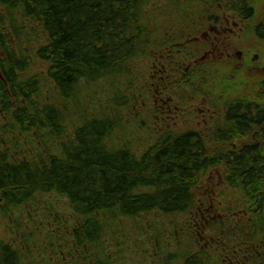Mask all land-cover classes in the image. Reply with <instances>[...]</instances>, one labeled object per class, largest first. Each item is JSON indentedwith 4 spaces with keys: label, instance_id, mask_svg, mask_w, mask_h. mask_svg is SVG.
Listing matches in <instances>:
<instances>
[{
    "label": "trees",
    "instance_id": "obj_1",
    "mask_svg": "<svg viewBox=\"0 0 264 264\" xmlns=\"http://www.w3.org/2000/svg\"><path fill=\"white\" fill-rule=\"evenodd\" d=\"M222 1L0 0V28L6 25L12 29L10 41L7 35L0 33V98L6 99L4 112L12 114L11 125L3 136H11L12 131H16L13 135L18 137L19 143L21 135L26 138L27 146L31 145L30 151L37 150L35 160L28 155L25 159L14 158L0 151V196L7 199L8 208L28 205L39 194L55 195L67 201L72 209L71 213L67 212L68 216L62 209L60 214L49 213L54 217L50 220L51 227L47 226L51 239L45 238V244L54 243L56 237L61 239L62 236L63 240L80 247L84 254L85 248L101 246L111 233L121 228L131 229L120 224L122 219L135 222L139 228V223H144L138 217L144 213L162 217L185 215L197 206L192 187L197 184L198 175L223 163L227 186L240 191L248 203L253 202L249 208L248 203L243 207L251 211V225L244 235L254 232L255 236L258 232V241L251 248L249 241L242 242L248 244L246 253L250 255L247 260L245 256L241 264L249 260L253 261L250 264H264L263 97L253 98L240 92L234 97L238 82L231 84L236 86L227 93L228 99L221 110L223 131L216 135V140L228 147L230 143H244L241 152L230 151L225 157H215L213 153L217 155L221 149L208 152L196 131L177 135L171 143L166 142L164 148L153 151L152 157L148 153L155 143L139 157L132 144L113 148L118 141L115 136H120L113 111L129 107L139 97L142 99L143 91L148 89L143 77L144 58L158 55L157 61L170 73L181 71L183 66L177 64L182 57L190 55L191 43L189 39L184 42L190 34L186 25L180 23L193 20L200 26L202 21H198L196 9L207 21L210 7L204 11L201 6L207 3L214 6ZM232 4L237 11L244 9L248 15L253 7L249 0H234ZM166 12L170 16L167 17ZM36 26L44 42L34 47ZM255 30L259 38L263 36L264 23L258 24ZM8 43L19 53L15 55ZM186 49L188 55H182ZM163 54L165 60H160ZM243 58L249 66L248 57ZM39 61L44 64L43 76L32 67ZM40 77L54 85L57 91L54 101H37L35 81H42ZM113 79L119 83H111ZM98 81L106 82L111 93L108 115L100 103L86 112L87 105L83 102L87 95L83 91L90 90L88 85ZM198 81L200 79L196 78V85L192 82L194 89ZM118 86L127 90L118 94L120 102L115 100ZM89 99L94 106L95 101ZM30 112L33 113L27 126ZM18 113L21 116L23 113L25 119L19 118ZM73 116L80 123L70 128L66 120ZM63 134L66 139H62ZM110 144L112 146L107 147ZM48 207L57 210L52 206L45 209ZM150 222L146 228L152 230L156 223L154 219ZM141 235V239L145 238L143 232ZM16 240L23 241L24 237ZM144 241L147 239L137 242ZM0 252V264H20L12 243L3 244ZM251 254H256V259ZM203 255L209 258L208 253ZM238 256L234 255L230 264H235ZM92 258L93 264L117 260L115 253L111 251L108 255L106 250L101 261ZM191 259L196 264L208 263L207 259L196 258L194 253L185 257V263L192 264ZM85 264H91L90 260Z\"/></svg>",
    "mask_w": 264,
    "mask_h": 264
},
{
    "label": "rangeland",
    "instance_id": "obj_2",
    "mask_svg": "<svg viewBox=\"0 0 264 264\" xmlns=\"http://www.w3.org/2000/svg\"><path fill=\"white\" fill-rule=\"evenodd\" d=\"M233 1L223 0L214 4V6H211L210 3L201 6L204 11L210 7V14L215 15L217 13L218 20L222 21L225 15L227 32L231 33L230 39L227 40V52L230 58L223 60L219 55H216L213 56L214 58L211 57V61L208 62L203 60L201 54L202 48L194 51V53L189 49L190 55H188L186 49L182 55H188V57L185 59L182 57V60L177 64L179 67L183 66L181 71L170 73L164 67L167 71L163 74L159 72L160 62L157 61L158 55L156 56L157 58L154 56L144 58L143 65L145 66V72L143 77L148 89L143 91L142 99L139 97L134 104L130 103L129 107L126 106L120 111H113L118 122L117 131L120 132L118 133L120 135L119 138L115 136V139H118V141H112L113 143L115 142L113 148L117 147L116 145L132 144L135 153L139 157L155 142L148 153V155L150 154L149 157H152L153 151L159 150L162 146L160 144L165 142V138H169L168 134L166 136L162 134L164 127L169 125L171 128L181 132L187 129L197 130L208 152L221 149L217 155L212 152L215 157L221 152L225 154L231 151L228 145L224 147L220 141L216 140L214 131L212 130L215 128L214 126L218 125L222 127L224 124V113L221 110L225 104V100L228 99L226 98L227 93L234 90L236 86L231 84L238 82L234 97L240 92V95L247 93L253 98H257V96L264 98L262 94L264 93V35L259 38L255 30L258 24L264 23V0H254L252 2L249 0L253 4V7H250V17L242 8V10L237 11V7H234V4H232ZM154 4H157V2H153ZM166 14L167 17L170 16L169 12H166ZM196 14L201 17L198 8L196 9ZM186 21H183L180 25H186L187 33L191 36L197 35L199 33V29H197L198 25L193 20ZM209 26L210 23H206V30ZM39 29L36 26V35L34 36L36 40L32 43L34 47L44 42L42 32ZM0 30H2L0 33H3L4 36L7 35L10 41L12 29L4 25ZM188 38L189 36L184 38V42ZM225 41L226 39L217 33H214L212 38L208 40V42L216 44H222ZM8 46L9 49L14 50L15 55L19 53L16 47H11L10 43H8ZM1 55L2 53L0 52ZM245 55L248 57L249 66L245 63L246 58L242 59ZM39 63H35L32 67H34V70L38 74L43 76V70H45L44 64L41 61ZM242 64L244 65L243 67L241 66ZM174 65L175 63H173ZM160 74L162 76L161 79ZM40 78L42 81L40 79L35 81L38 88L37 97L39 96L37 101H54L57 95L54 85L51 81L43 79V77ZM196 78L200 79V81H198L197 89H194L193 84H195ZM232 79L233 81L229 82ZM111 83H116L117 85L119 81L113 79ZM87 88L94 91L95 94L90 90L83 91V93L87 94H83L86 97L83 99V102L87 105L86 112L94 109L93 107L100 103L101 107H105L104 113L108 115L106 111L110 109L109 105L111 104L112 97L110 98L111 93L107 83L98 81L91 83ZM160 91H165L167 97L171 99L170 105L172 108L174 106L177 107L173 111L174 119L168 122H162L161 118L159 119V108L156 100H159L161 103L157 93ZM115 93V100L120 102L121 99L118 97V94L127 93V90L123 89L122 86H118ZM89 98L95 101L94 106ZM143 101L144 103L142 104ZM32 113L30 112L29 115ZM101 113L102 111L100 110L99 114ZM18 116L19 118L24 117L23 113L22 116L18 113ZM75 119L73 116L66 120L70 128H73L74 123L79 126L80 121L78 120L77 122ZM28 123L26 118V125ZM156 130L162 132H156ZM19 138L21 139V143H19L18 137L14 135L0 137V149L11 154L14 158L25 159V156L28 155V157L35 160L37 156L36 148L35 152L33 150L30 151L29 148L32 147L31 145L27 146L26 138L21 137V135H19ZM63 138L66 139V135L63 134ZM111 146L112 144L107 147ZM27 150L29 151L28 154H26ZM225 173V167L222 163L220 165L217 164L213 168L206 169L198 175L197 184H194L192 187L196 205L203 207L204 210L202 212L204 213H208L209 210L212 213L219 212V215L212 219L216 230L213 224L209 228L206 222L201 223V228L200 225L198 227L203 231L211 230L215 238L236 240L240 236H247L251 247L258 241V232L257 234L255 233V236L254 232L244 235L245 229L251 225L246 222V218L251 214V211L250 209H243L244 205L248 202L240 191L227 186ZM6 201L7 199H3L0 196V207H2L0 209V213H2V217L0 214V246L12 243V247L19 254L20 264H85L86 260L88 261L83 256L76 261L70 258L66 252L67 249L64 246L66 242L62 236L61 239L56 237L53 241L54 243L45 244V238L51 239L50 232H47V226L51 227L52 223H50V220L54 217L49 213L53 211L59 214L62 211H66V214L67 212L71 213L72 209L67 201L61 200L55 195L46 194H39L36 199L30 200L28 205L23 204L21 207L11 205L8 208L5 203ZM252 203H248L247 207L249 208ZM47 206H52L57 210H52L50 207L45 209ZM61 209L62 211H60ZM199 215L201 216V211ZM197 217L195 213H188L187 215L178 213L165 217L158 216V214L149 216L144 213L138 217V220L141 219L142 223H144H139V228H137L135 222L122 219L120 224L126 229L128 227L131 229L125 231L121 228L119 232L117 231L115 234L111 233L102 242L100 241L102 243L101 246L96 247L93 245L90 248H86V252L90 253V256H94L100 260V257L104 254V250H106L108 255L112 251L113 254L115 253L117 260L109 259L108 264H186L185 257L193 252L199 254L196 255V258L207 259L208 263L205 262V264H223L221 262V259L225 256L223 253L215 249H209V251L203 250L206 247L201 246L202 244L197 240V235L190 236L189 229L193 228V224L198 223ZM239 217L241 221L244 217L242 222L239 221ZM152 219H154L156 226L150 230L146 226L151 223ZM236 221H239L238 225L235 224ZM142 232L147 241L143 243L137 242L145 239H141L143 237L141 235ZM21 236L24 237L23 241L16 240L18 238L22 239ZM147 237L156 240L154 242V240L151 241ZM159 237L160 242L158 241ZM15 240L16 242H14ZM63 248L65 249V258H62L64 253H60V250H63ZM206 253L209 254V258L203 255ZM90 256L87 258H90ZM255 256L256 254H251L253 259H256ZM250 262L253 261L249 260L247 264H250ZM90 263L93 264V259L90 260ZM227 263L228 260L226 261Z\"/></svg>",
    "mask_w": 264,
    "mask_h": 264
},
{
    "label": "flooded vegetation",
    "instance_id": "obj_3",
    "mask_svg": "<svg viewBox=\"0 0 264 264\" xmlns=\"http://www.w3.org/2000/svg\"><path fill=\"white\" fill-rule=\"evenodd\" d=\"M222 16V15H221ZM200 20L202 21L201 25L199 28V33L197 35H192V37H190L189 42L191 43L190 46V50L194 53V51L199 50L202 48L201 54L203 57V60H206L208 62L211 61V57L214 58L213 56L219 55L220 58H222L223 60L230 58V55L227 52V40L230 39L231 33L227 32V28H226V17L225 15L223 16V20L221 21L220 19L218 20L217 16H212V17H207V21H206V17H200ZM218 20V21H217ZM206 23H210V26L207 27L206 30ZM214 33L220 34L221 36H223V38L226 39L225 43L222 42V44H216V43H212V42H208V40H210L212 38V36L214 35ZM205 47H207L205 49ZM228 56V57H227ZM246 56V55H245ZM193 57V56H192ZM164 59V56L162 55L160 57L161 60ZM243 58V57H242ZM242 60V59H241ZM167 70L164 68V65L161 66V69H159V72L161 74H163L164 72H166ZM160 74V79L162 78ZM159 86V85H158ZM161 103L159 102V100H156L157 104H158V110H159V119L163 122V121H171V119H174L173 116V111L177 108L176 106H174L173 108L170 105V101L171 99H169L167 97V94L165 91H160L157 92ZM4 100L5 98H0V137L3 136V134H6L5 131L9 128L10 124V120L12 119V114L8 115L7 113H5L3 111V105H4ZM168 103V105H167ZM31 116L28 114V119H30ZM29 125V123L27 124ZM4 127V129L2 128ZM7 127V128H5ZM214 132V135H217V132H221L223 131V129H218V128H214L212 129ZM165 136L168 134L169 138H165V142L162 145V148H164L165 143L166 142H172L173 140H175L177 137V135L183 134L185 132L188 131H194L192 129H187L185 131H177L174 128H171L169 125L167 127H164V129L162 130ZM159 130H156V132H162ZM16 131H12V134H14ZM176 135V136H175ZM175 136V137H174ZM174 137V138H173ZM226 146V144H224V147ZM245 144L244 143H230V147L229 149L231 151H237V152H241L242 149L244 148ZM1 151V149H0ZM230 152V151H229ZM229 152L227 153H222L219 154V156L225 157ZM204 210V208H198V210H190V214L195 213L198 217V223L197 224H193V228L189 229L190 232V236H194L197 235L198 237V242L200 244H202L201 246L206 247L203 250L205 251H209V249H215V250H219L220 253H223V255H225L222 259L221 262L223 264H226V261L228 260V256L231 252V242L230 240L227 239H222L220 237H214V234L211 232V230L209 231H203L201 230V223H207V225L210 228V225L213 224L214 226V222H213V218L216 217L217 215H219V212L216 213H212L210 210L208 211V213H204L202 212ZM201 211V216L199 215V212ZM1 217H2V213ZM223 219V218H222ZM223 223V220H222ZM200 225V228L198 227ZM199 228V229H198ZM215 228V226H214ZM216 230V228H215ZM208 232V233H207ZM204 233V234H203ZM73 240V239H71ZM64 241L66 242V240L64 239ZM16 242V240L14 241ZM67 249V253L69 254V257L72 259L78 260L81 257V254L77 248V246L75 244H73V242H66L64 245ZM1 246H0V251H1ZM64 253V255L62 256V258H65V249L63 248V250H60V253ZM1 255V252H0ZM67 258V257H66ZM194 260V259H191ZM205 260V259H203ZM191 264V263H190ZM192 264H196V261L194 260L192 262Z\"/></svg>",
    "mask_w": 264,
    "mask_h": 264
},
{
    "label": "bare ground",
    "instance_id": "obj_4",
    "mask_svg": "<svg viewBox=\"0 0 264 264\" xmlns=\"http://www.w3.org/2000/svg\"><path fill=\"white\" fill-rule=\"evenodd\" d=\"M5 100H6V99H5ZM5 100H4V104H5ZM3 111H4V108H3ZM18 117H19V116H18ZM59 118H60V117H59ZM59 118H58V119H59ZM27 126H29V125H27ZM156 141H157V140H156ZM154 143H155V142H154ZM154 143H153V144H154ZM153 144H152V145H153ZM152 145H151V146H152ZM137 191H138V190H137ZM79 219H80V218H79ZM1 249H2V248H1ZM8 252H9V251H8Z\"/></svg>",
    "mask_w": 264,
    "mask_h": 264
}]
</instances>
